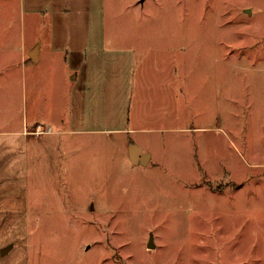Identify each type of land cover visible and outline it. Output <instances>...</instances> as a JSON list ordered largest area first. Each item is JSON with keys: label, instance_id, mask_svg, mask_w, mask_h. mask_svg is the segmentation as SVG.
Here are the masks:
<instances>
[{"label": "rangeland", "instance_id": "obj_1", "mask_svg": "<svg viewBox=\"0 0 264 264\" xmlns=\"http://www.w3.org/2000/svg\"><path fill=\"white\" fill-rule=\"evenodd\" d=\"M106 1L129 42L174 49L186 128L133 133L148 161L122 133L24 129L39 79L0 6V129L22 130L0 134V264H264V0Z\"/></svg>", "mask_w": 264, "mask_h": 264}, {"label": "crops", "instance_id": "obj_2", "mask_svg": "<svg viewBox=\"0 0 264 264\" xmlns=\"http://www.w3.org/2000/svg\"><path fill=\"white\" fill-rule=\"evenodd\" d=\"M0 6L7 10L2 14L23 19L21 58L32 66L30 78L39 79L33 103L42 95V115L27 114L24 129L40 124L47 135L122 133L132 155L139 149V160L150 155L133 133L186 128L176 109L174 49L129 42L108 17L106 0H0ZM20 133L0 129L1 135ZM0 141V151L13 143Z\"/></svg>", "mask_w": 264, "mask_h": 264}, {"label": "water", "instance_id": "obj_3", "mask_svg": "<svg viewBox=\"0 0 264 264\" xmlns=\"http://www.w3.org/2000/svg\"><path fill=\"white\" fill-rule=\"evenodd\" d=\"M142 1H144V0H142ZM138 154H139V149L138 150H135L134 153H133V155H132V158H133L134 161H137L138 160ZM143 158H144L145 161H148L149 158H150V156H145ZM149 247H152V248L155 247V242H154L153 238H151V240L149 242ZM9 249H10V247H4L2 249V253L3 254H6L9 251Z\"/></svg>", "mask_w": 264, "mask_h": 264}]
</instances>
